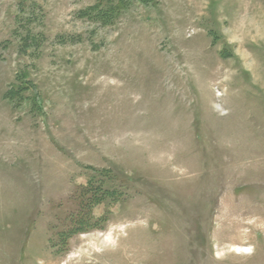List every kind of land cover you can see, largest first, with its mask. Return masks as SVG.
<instances>
[{"label":"rangeland","instance_id":"obj_1","mask_svg":"<svg viewBox=\"0 0 264 264\" xmlns=\"http://www.w3.org/2000/svg\"><path fill=\"white\" fill-rule=\"evenodd\" d=\"M0 264H264V0H0Z\"/></svg>","mask_w":264,"mask_h":264},{"label":"bare ground","instance_id":"obj_2","mask_svg":"<svg viewBox=\"0 0 264 264\" xmlns=\"http://www.w3.org/2000/svg\"><path fill=\"white\" fill-rule=\"evenodd\" d=\"M243 58H247L246 56H243ZM245 60V59H244Z\"/></svg>","mask_w":264,"mask_h":264}]
</instances>
